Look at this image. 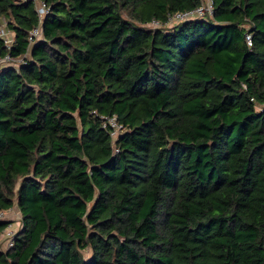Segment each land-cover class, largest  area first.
Masks as SVG:
<instances>
[{"label": "trees", "instance_id": "16d2710c", "mask_svg": "<svg viewBox=\"0 0 264 264\" xmlns=\"http://www.w3.org/2000/svg\"><path fill=\"white\" fill-rule=\"evenodd\" d=\"M44 1L0 0V264H264V0Z\"/></svg>", "mask_w": 264, "mask_h": 264}, {"label": "built area", "instance_id": "2783aa9c", "mask_svg": "<svg viewBox=\"0 0 264 264\" xmlns=\"http://www.w3.org/2000/svg\"><path fill=\"white\" fill-rule=\"evenodd\" d=\"M21 1H34L36 3V10L38 13V16L40 18V22H43L44 18L49 14L50 8L48 4L44 0H21ZM214 14V3L212 0H202V4L198 6L197 8L193 10L183 11V12H176L173 14H169L168 18L165 22H160L158 20H153L150 22L147 26L151 28H159V27H168L172 28L177 24H180L182 22L186 21H193L202 19L206 16H212ZM6 25L5 27L0 28V37L3 38L10 48L14 42H15V35L14 33L7 28V23L4 22ZM43 34V30L41 25L34 28L30 32V42L33 44L36 40L40 39ZM245 41L249 47L253 45V39L251 34H247ZM9 55L4 57L3 59H0V66L5 65L6 63H10L13 61ZM108 124L112 127V136L113 138H117L119 133L123 130L122 125H120L116 118H110L108 120ZM0 218H5V212H2L0 214ZM21 228V225H20ZM17 231L13 228V225L10 224L7 229L5 230L4 234L2 235V242L3 244H6L7 248L6 250L10 249L14 245V237L16 235Z\"/></svg>", "mask_w": 264, "mask_h": 264}, {"label": "rangeland", "instance_id": "374dc122", "mask_svg": "<svg viewBox=\"0 0 264 264\" xmlns=\"http://www.w3.org/2000/svg\"><path fill=\"white\" fill-rule=\"evenodd\" d=\"M5 23L2 24V27H5ZM8 28V27H7ZM22 62V59H14L13 61H11L10 63H6L3 66L0 67H9V66H13V67H18V65ZM17 214V215H16ZM14 217V219L11 221L12 225L15 224L13 226V228L18 231L20 229V225H21V219H20V215H18L17 211L15 213H13L12 215ZM3 248L6 250L7 246L6 244H3Z\"/></svg>", "mask_w": 264, "mask_h": 264}, {"label": "crops", "instance_id": "0c3cea01", "mask_svg": "<svg viewBox=\"0 0 264 264\" xmlns=\"http://www.w3.org/2000/svg\"><path fill=\"white\" fill-rule=\"evenodd\" d=\"M16 211H17L18 215H20V219H21V214H20V211H19V209H18L17 206L13 207V208H12L11 210H9V211H6V212H5V218H4V219L12 221V220L14 219V217H13L12 215H13V213H15ZM16 215H17V214H16ZM14 225H15V224H13V226H14Z\"/></svg>", "mask_w": 264, "mask_h": 264}]
</instances>
